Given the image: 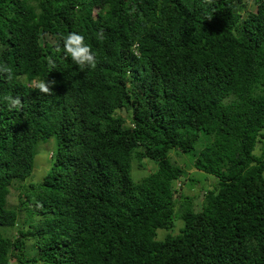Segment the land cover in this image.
Here are the masks:
<instances>
[{"label":"trees","instance_id":"obj_1","mask_svg":"<svg viewBox=\"0 0 264 264\" xmlns=\"http://www.w3.org/2000/svg\"><path fill=\"white\" fill-rule=\"evenodd\" d=\"M255 5L0 0V64L12 69L0 78V264H264V0ZM73 32L95 70L66 57ZM41 80L56 81L51 95ZM52 141L44 178L21 186ZM187 168L210 187L184 191L200 184L185 183Z\"/></svg>","mask_w":264,"mask_h":264},{"label":"rangeland","instance_id":"obj_2","mask_svg":"<svg viewBox=\"0 0 264 264\" xmlns=\"http://www.w3.org/2000/svg\"><path fill=\"white\" fill-rule=\"evenodd\" d=\"M255 1L256 0H246V7L248 11H255L256 10V5H255ZM52 41V40H50ZM55 144L52 142H50L49 144H43L42 146H40L38 148V153L36 155L35 158V168L32 174V177L27 180L24 183H21V186H27L30 182H39L44 178V175L46 174V172L48 171L49 167H50V162L48 161L49 157L52 155L51 152L54 150ZM261 144L259 145L256 153L260 154L261 153ZM180 159V158H179ZM142 171L139 172L140 176H142ZM186 173H187V177L183 178L186 179V184L188 183L189 178L192 179H197L200 181V184H196V186H194V188H190L187 187V185H183L182 182V188H184V191H186L188 194H198L200 192L201 187H205L208 188L210 187V185L212 184L213 180L212 179H203V174H201L200 172H197V170H195L194 168H187L186 169ZM179 182V183H180ZM177 184L178 188H181L180 184ZM27 184V185H26ZM22 192V189L19 187V184H14L11 188V194L9 196V203L10 206L12 207H17L19 206L20 203V194ZM196 203L198 204L197 209H200V205L202 203V199L199 198L198 200H196ZM23 216H25V213H23ZM26 223V221H24ZM182 225V221H176V230L175 233H178L180 231ZM183 226V225H182ZM167 231L166 230H160L158 231V239L159 240H163L166 236H167Z\"/></svg>","mask_w":264,"mask_h":264},{"label":"clouds","instance_id":"obj_3","mask_svg":"<svg viewBox=\"0 0 264 264\" xmlns=\"http://www.w3.org/2000/svg\"><path fill=\"white\" fill-rule=\"evenodd\" d=\"M205 3L210 4L212 0H204ZM97 39L102 40L103 30L96 33ZM63 39V51L66 57H70L71 61L77 65L81 70L85 68H91L95 70L97 67L96 57L92 52V49L85 43V38L82 35H79L75 32L68 34ZM59 50V49H57ZM6 77L7 79H12V69L7 64H0V78ZM38 88L40 93L45 95H51V88L55 86L56 81H39L36 83L33 82ZM3 100L6 101L10 108H22L21 100L19 96L13 97L12 95H7L3 97Z\"/></svg>","mask_w":264,"mask_h":264}]
</instances>
